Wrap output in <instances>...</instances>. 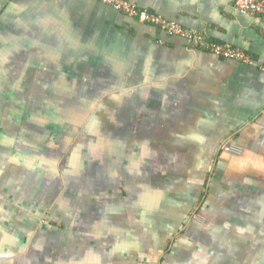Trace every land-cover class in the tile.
I'll use <instances>...</instances> for the list:
<instances>
[{
  "label": "crops",
  "instance_id": "crops-1",
  "mask_svg": "<svg viewBox=\"0 0 264 264\" xmlns=\"http://www.w3.org/2000/svg\"><path fill=\"white\" fill-rule=\"evenodd\" d=\"M130 1L254 65L95 0H0V264H264V21Z\"/></svg>",
  "mask_w": 264,
  "mask_h": 264
},
{
  "label": "built area",
  "instance_id": "built-area-1",
  "mask_svg": "<svg viewBox=\"0 0 264 264\" xmlns=\"http://www.w3.org/2000/svg\"><path fill=\"white\" fill-rule=\"evenodd\" d=\"M95 1L112 8L128 18L138 21L139 23L157 28L168 36L181 38L189 43H194L203 52L213 55L219 59L239 62L249 66L254 65V61L240 49L224 43L207 41L199 32L184 29L179 24L168 21L155 13L139 9L130 0ZM235 5L240 14L257 16L264 21V0H235ZM260 69L264 72V68ZM224 151L228 154L239 156L242 153V148L234 144H227L224 146Z\"/></svg>",
  "mask_w": 264,
  "mask_h": 264
},
{
  "label": "rangeland",
  "instance_id": "rangeland-1",
  "mask_svg": "<svg viewBox=\"0 0 264 264\" xmlns=\"http://www.w3.org/2000/svg\"><path fill=\"white\" fill-rule=\"evenodd\" d=\"M59 165H62V161H61V159L59 160Z\"/></svg>",
  "mask_w": 264,
  "mask_h": 264
},
{
  "label": "bare ground",
  "instance_id": "bare-ground-1",
  "mask_svg": "<svg viewBox=\"0 0 264 264\" xmlns=\"http://www.w3.org/2000/svg\"><path fill=\"white\" fill-rule=\"evenodd\" d=\"M236 6V5H235ZM230 144V143H229ZM227 145V144H226Z\"/></svg>",
  "mask_w": 264,
  "mask_h": 264
}]
</instances>
